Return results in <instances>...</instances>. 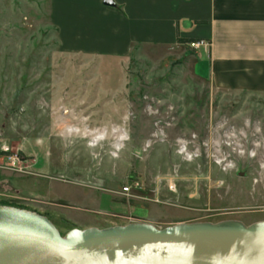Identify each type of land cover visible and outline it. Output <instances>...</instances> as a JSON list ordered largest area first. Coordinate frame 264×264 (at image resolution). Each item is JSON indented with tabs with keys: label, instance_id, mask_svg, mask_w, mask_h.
Instances as JSON below:
<instances>
[{
	"label": "rangeland",
	"instance_id": "1",
	"mask_svg": "<svg viewBox=\"0 0 264 264\" xmlns=\"http://www.w3.org/2000/svg\"><path fill=\"white\" fill-rule=\"evenodd\" d=\"M113 9L0 0V144L28 165H0V203L42 213L61 233L128 216L158 227L264 219V95L212 86L188 45L137 46L124 60L60 51L59 26L71 42L122 41L107 27ZM89 130L105 138L89 146ZM180 141L199 154L184 159ZM134 180L141 187L123 192Z\"/></svg>",
	"mask_w": 264,
	"mask_h": 264
},
{
	"label": "water",
	"instance_id": "2",
	"mask_svg": "<svg viewBox=\"0 0 264 264\" xmlns=\"http://www.w3.org/2000/svg\"><path fill=\"white\" fill-rule=\"evenodd\" d=\"M0 264H264V219L131 221L61 233L42 213L0 204Z\"/></svg>",
	"mask_w": 264,
	"mask_h": 264
},
{
	"label": "crops",
	"instance_id": "3",
	"mask_svg": "<svg viewBox=\"0 0 264 264\" xmlns=\"http://www.w3.org/2000/svg\"><path fill=\"white\" fill-rule=\"evenodd\" d=\"M113 1V22L107 27L113 36H123L122 41L109 40L105 48L94 46L92 39L71 42L55 26L60 51L124 60L137 46L189 51L185 40L205 39L207 47L191 49L197 75L208 77L218 89L264 95V0Z\"/></svg>",
	"mask_w": 264,
	"mask_h": 264
},
{
	"label": "built area",
	"instance_id": "4",
	"mask_svg": "<svg viewBox=\"0 0 264 264\" xmlns=\"http://www.w3.org/2000/svg\"><path fill=\"white\" fill-rule=\"evenodd\" d=\"M187 45L191 49H198L201 47H207L209 42L205 39H194L187 42ZM179 154L184 157V159L190 160L193 157L199 154L198 149H189L188 143L185 141H180L178 145ZM26 157L19 152L17 149H14L12 146L7 143L0 144V165L5 166L7 169H10L15 172H27ZM140 182L138 180L132 181L130 185H125L122 187L123 192H129L132 189H139Z\"/></svg>",
	"mask_w": 264,
	"mask_h": 264
},
{
	"label": "bare ground",
	"instance_id": "5",
	"mask_svg": "<svg viewBox=\"0 0 264 264\" xmlns=\"http://www.w3.org/2000/svg\"><path fill=\"white\" fill-rule=\"evenodd\" d=\"M101 132H103V133H101V134H99V131H95V130H89L88 132H87V135H91V137L89 138L90 139V141L88 142V145L89 146H94L95 144H96V142L97 141H99V140H102V139H104L105 138V135H106V131L104 130V131H101ZM124 134V133H123ZM124 139H122V140H120V141H118V135H116V141L114 142V144H113V148H114V150H118L120 147H121V145H122V142L121 141H123V140H125L126 139V135L124 134ZM121 139V138H120ZM117 142H120V145L116 148V143ZM112 155H113V153H111Z\"/></svg>",
	"mask_w": 264,
	"mask_h": 264
},
{
	"label": "trees",
	"instance_id": "6",
	"mask_svg": "<svg viewBox=\"0 0 264 264\" xmlns=\"http://www.w3.org/2000/svg\"><path fill=\"white\" fill-rule=\"evenodd\" d=\"M191 40H194V39L185 40V42H189V41H191ZM0 204H4V203H0Z\"/></svg>",
	"mask_w": 264,
	"mask_h": 264
}]
</instances>
